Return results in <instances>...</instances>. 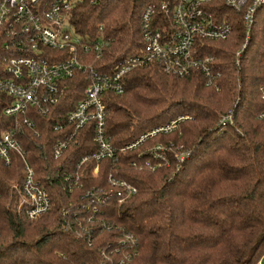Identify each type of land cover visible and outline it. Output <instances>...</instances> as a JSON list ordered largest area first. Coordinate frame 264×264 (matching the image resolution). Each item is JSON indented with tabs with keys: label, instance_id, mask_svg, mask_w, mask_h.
I'll return each mask as SVG.
<instances>
[{
	"label": "trees",
	"instance_id": "16d2710c",
	"mask_svg": "<svg viewBox=\"0 0 264 264\" xmlns=\"http://www.w3.org/2000/svg\"><path fill=\"white\" fill-rule=\"evenodd\" d=\"M167 0H85L71 16L84 37L109 42L85 57L108 69L143 46L141 15L149 4ZM223 12L225 8H221ZM227 12V11H226ZM226 40L199 39V56H211V75L200 68L184 76L158 63L133 68L122 93L106 96V134L118 149L153 128L181 118L177 129L147 139L116 160L79 170L69 188L62 178L49 186L52 209L35 219L18 210L12 184L22 179V161L0 160V264H257L264 260V6L245 41L240 16ZM102 26V31L100 30ZM9 37L0 28V79L5 75ZM85 73L66 81L61 100L49 114L30 112L35 129H26L23 145L32 166H69L95 148L92 130L84 141L55 157L61 137L54 127L82 99ZM10 101L0 94V131L10 127L3 115ZM232 111V121H224ZM167 146V162L148 153ZM184 157L182 160L181 158ZM150 160L155 169L145 164ZM137 162L138 166L133 163ZM94 165V163H93ZM137 188L122 202L105 192L116 187L109 174ZM95 192V195L89 194ZM107 196L98 201L97 196ZM89 204V205H88Z\"/></svg>",
	"mask_w": 264,
	"mask_h": 264
},
{
	"label": "built area",
	"instance_id": "2783aa9c",
	"mask_svg": "<svg viewBox=\"0 0 264 264\" xmlns=\"http://www.w3.org/2000/svg\"><path fill=\"white\" fill-rule=\"evenodd\" d=\"M84 2L0 0V28L10 39L5 75L0 79V94L10 98L3 108V115L11 119L10 127L0 131V160L9 166L17 159L22 161V179L13 183L12 189L18 195V210L30 219L52 209L53 201L48 189L54 178H62L72 188L81 180L79 170L92 165L96 174L102 161L116 160L120 151L133 150L147 139L178 128L181 118L151 129L121 150L112 144L106 134V96L109 92L124 91L128 72L158 62L166 72L174 75L184 76L200 68L210 76L213 57L199 56L198 40H226L233 32L232 13L240 16L245 31V41L236 52L238 64L249 45L256 14L264 6V0H167L159 7L149 4L141 15L143 46L139 52L108 69H99L85 57L93 52L97 53V58L100 57L102 48L110 41L102 35L96 39L84 37L70 21ZM79 73L86 74L83 97L67 113L66 124L59 123L54 127L56 131L61 130V137L52 144V149L55 157L62 156L74 144L85 140L89 128L95 148L80 157L75 172L69 166L56 169L51 166L48 174L42 176L30 163L23 145L26 129H35V119L31 118L30 112L36 109L49 114L51 106L66 93V81ZM231 116L224 121H232ZM166 150L167 146L157 144L150 147L148 153L167 162ZM133 164L138 166L137 162ZM145 164L152 169L156 167L150 160ZM109 181L115 185L116 193L107 191L105 194L120 196V202L137 192L136 187L113 173L109 174ZM89 194L95 195V192ZM97 199L105 201L108 197L98 195Z\"/></svg>",
	"mask_w": 264,
	"mask_h": 264
},
{
	"label": "rangeland",
	"instance_id": "374dc122",
	"mask_svg": "<svg viewBox=\"0 0 264 264\" xmlns=\"http://www.w3.org/2000/svg\"><path fill=\"white\" fill-rule=\"evenodd\" d=\"M230 115H231V112H230V114H229L228 116H225L224 119L227 118V117H229ZM231 120H233V119H232V116H231ZM181 159L183 160L184 157H182Z\"/></svg>",
	"mask_w": 264,
	"mask_h": 264
},
{
	"label": "crops",
	"instance_id": "0c3cea01",
	"mask_svg": "<svg viewBox=\"0 0 264 264\" xmlns=\"http://www.w3.org/2000/svg\"><path fill=\"white\" fill-rule=\"evenodd\" d=\"M260 262H261L262 264H264V260H263V261L261 260Z\"/></svg>",
	"mask_w": 264,
	"mask_h": 264
}]
</instances>
